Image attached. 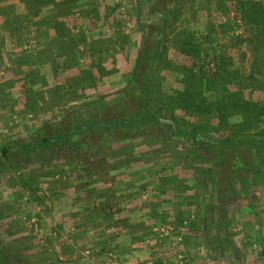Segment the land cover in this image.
<instances>
[{
	"label": "rangeland",
	"instance_id": "rangeland-1",
	"mask_svg": "<svg viewBox=\"0 0 264 264\" xmlns=\"http://www.w3.org/2000/svg\"><path fill=\"white\" fill-rule=\"evenodd\" d=\"M252 1L248 23L238 0H179L161 31L171 0H0V151L10 149L0 156V264H264V149L259 167L231 176L229 159L255 150L224 147L216 160L155 123L15 151L136 112V99L118 97L160 32L153 89L166 120L212 139L264 140V0ZM188 33L206 57L191 85Z\"/></svg>",
	"mask_w": 264,
	"mask_h": 264
},
{
	"label": "trees",
	"instance_id": "trees-1",
	"mask_svg": "<svg viewBox=\"0 0 264 264\" xmlns=\"http://www.w3.org/2000/svg\"><path fill=\"white\" fill-rule=\"evenodd\" d=\"M179 0H171V6L169 9L165 11V17L162 19L161 31H164L166 27L170 24V21L175 17L176 11V3ZM239 7L241 12L246 20V22L251 23L257 21V17L248 12V8L250 4L253 3L252 0H238ZM164 38L163 33H159L156 36L152 37V41L149 47L144 48L143 53L138 57L136 62V68L133 70L132 74L128 79V84L118 97L119 100H132L136 99L139 104V109L132 113L126 112L123 108L121 110V114L118 116H114L110 120H98L94 119L88 122H77L74 123L68 129H65L61 132L54 133L48 136H39L32 142L23 143L16 147V152L21 154L30 153L35 150H42L47 148L54 147H62L65 144H68L72 137L77 132H97L100 136H105L110 132H113L117 138H123L128 135L131 136L137 132L139 129H145L149 125L158 124L163 126H169L173 137L179 138H190L192 141L196 142L200 148L208 149L212 154H214L216 160H221L222 149L230 148L233 154H236V149L239 147L247 148L251 153L256 152V149H264V140H257L251 138H235L227 135L224 138L220 139H212L207 137L204 134L205 130L201 131L195 126L182 124L179 121L168 122L166 119L168 118V112L162 109V101L158 99L154 95V74L158 65V60L160 58V46L162 40ZM193 40V36L188 33V38L183 47H181V51L186 55L191 57V63L185 65L186 73L185 77L187 83L191 85V78H193L195 74L194 66L196 63H202L205 60V55H201L199 53V49L195 47ZM219 73H217L218 75ZM191 79V80H189ZM198 81H204L205 72L204 69H200L198 75ZM189 90V89H187ZM190 95H198V93H188ZM220 115H222L221 107H216ZM13 149V147H12ZM260 149V150H261ZM10 149L2 148L0 151L1 154L7 157ZM233 156V155H232ZM255 158L249 157L246 160L242 158H235L234 156L229 159L230 167L229 174L231 176L237 174L238 169H241L243 166L247 168L250 167H259V164L262 161V154H255ZM220 158V159H219ZM217 162V161H216ZM215 162V163H216ZM263 162V161H262ZM245 163V165H244ZM243 165V166H242Z\"/></svg>",
	"mask_w": 264,
	"mask_h": 264
},
{
	"label": "crops",
	"instance_id": "crops-1",
	"mask_svg": "<svg viewBox=\"0 0 264 264\" xmlns=\"http://www.w3.org/2000/svg\"><path fill=\"white\" fill-rule=\"evenodd\" d=\"M193 232V231H192ZM195 234V236H199V228H197L196 229V231H195V233H193V235ZM198 246V245H197ZM196 246V248L198 249V247ZM247 254V253H246ZM246 261H245V264H256V260H255V258L252 256V255H246ZM202 258H199V257H197V259L196 258H194L193 259V264H200L201 262H202V260H201ZM204 264H208V263H204Z\"/></svg>",
	"mask_w": 264,
	"mask_h": 264
}]
</instances>
